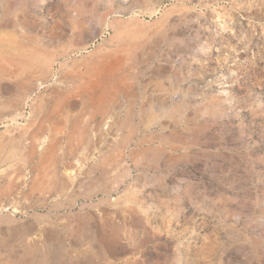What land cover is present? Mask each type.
<instances>
[{
  "label": "rangeland",
  "instance_id": "obj_1",
  "mask_svg": "<svg viewBox=\"0 0 264 264\" xmlns=\"http://www.w3.org/2000/svg\"><path fill=\"white\" fill-rule=\"evenodd\" d=\"M0 264H264V0H0Z\"/></svg>",
  "mask_w": 264,
  "mask_h": 264
},
{
  "label": "bare ground",
  "instance_id": "obj_2",
  "mask_svg": "<svg viewBox=\"0 0 264 264\" xmlns=\"http://www.w3.org/2000/svg\"><path fill=\"white\" fill-rule=\"evenodd\" d=\"M61 120V119H60ZM56 146V145H55Z\"/></svg>",
  "mask_w": 264,
  "mask_h": 264
}]
</instances>
